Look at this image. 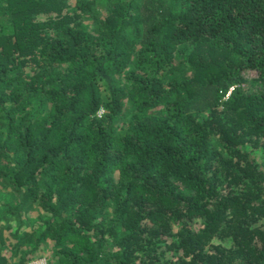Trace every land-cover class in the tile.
I'll return each instance as SVG.
<instances>
[{
	"label": "trees",
	"instance_id": "obj_1",
	"mask_svg": "<svg viewBox=\"0 0 264 264\" xmlns=\"http://www.w3.org/2000/svg\"><path fill=\"white\" fill-rule=\"evenodd\" d=\"M37 257L264 264V0H0V264Z\"/></svg>",
	"mask_w": 264,
	"mask_h": 264
},
{
	"label": "rangeland",
	"instance_id": "obj_2",
	"mask_svg": "<svg viewBox=\"0 0 264 264\" xmlns=\"http://www.w3.org/2000/svg\"><path fill=\"white\" fill-rule=\"evenodd\" d=\"M6 252V251H5ZM7 253V252H6ZM45 257V256H44ZM44 257H37L33 260L28 261L26 264H44L45 263V259ZM46 258V257H45ZM39 262V263H38Z\"/></svg>",
	"mask_w": 264,
	"mask_h": 264
},
{
	"label": "built area",
	"instance_id": "obj_3",
	"mask_svg": "<svg viewBox=\"0 0 264 264\" xmlns=\"http://www.w3.org/2000/svg\"><path fill=\"white\" fill-rule=\"evenodd\" d=\"M39 263V262H38ZM41 264V263H40Z\"/></svg>",
	"mask_w": 264,
	"mask_h": 264
}]
</instances>
